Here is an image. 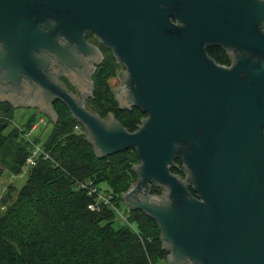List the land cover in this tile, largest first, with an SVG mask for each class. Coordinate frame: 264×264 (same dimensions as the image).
Listing matches in <instances>:
<instances>
[{
  "label": "water",
  "instance_id": "1",
  "mask_svg": "<svg viewBox=\"0 0 264 264\" xmlns=\"http://www.w3.org/2000/svg\"><path fill=\"white\" fill-rule=\"evenodd\" d=\"M85 30L123 65L128 85L110 84L121 109L147 114L137 131L90 113L58 81L69 67L82 91L86 61L69 47L91 51ZM0 84L10 91L0 100L32 97L52 122L51 102H63L98 158L137 151L138 185L122 199L157 222L168 264H264V0H0ZM178 158L185 178L170 172ZM149 184L163 197L145 195Z\"/></svg>",
  "mask_w": 264,
  "mask_h": 264
},
{
  "label": "trees",
  "instance_id": "2",
  "mask_svg": "<svg viewBox=\"0 0 264 264\" xmlns=\"http://www.w3.org/2000/svg\"><path fill=\"white\" fill-rule=\"evenodd\" d=\"M206 53L215 56L212 49ZM216 53L219 62H227L225 54ZM232 61L229 56V66ZM117 68L114 60L100 67L88 105L101 119L113 114L132 133L147 114L137 108L120 110L115 103L107 80ZM54 108L57 121L46 119L51 131L42 140V132L32 133L41 114L32 113L17 124L14 110L0 103V179L5 170L13 176L26 175L19 189L8 185L0 196V264H168L169 252L157 222L141 210L126 207L122 199L123 193L138 185L133 170L140 162L137 151L128 148L98 158L69 108L63 102ZM33 144L48 157L40 153L25 169ZM175 164L170 172L185 178L181 159ZM82 182L87 184L84 188L79 187ZM90 188L96 192L89 193ZM146 189L148 196L162 192L152 184ZM102 191L112 206L99 199ZM189 194L195 195L191 187ZM121 204L125 219L114 208Z\"/></svg>",
  "mask_w": 264,
  "mask_h": 264
},
{
  "label": "flooded vegetation",
  "instance_id": "3",
  "mask_svg": "<svg viewBox=\"0 0 264 264\" xmlns=\"http://www.w3.org/2000/svg\"><path fill=\"white\" fill-rule=\"evenodd\" d=\"M53 23V22H51ZM42 29V27H39ZM59 42L62 43H68L63 37H59L58 38ZM83 40L85 42L86 45L90 46L91 51L86 53L83 57L81 56V54H79L73 47H69L72 54L77 57V59H84L86 61L85 63V68H82L83 70V75H84V84L82 85V91L80 89L79 86L75 85L74 83L71 82V78L69 76L70 72H71V68L69 67H60L59 70V74L57 76L58 81L61 83V85L63 86V89L65 90L66 93L75 96L78 103L82 104L84 106V108L89 111L90 113H92L89 109V100L91 98H93L94 96V92H95V77L96 74L98 73V71L100 70V67L106 62V61H111L114 60L115 63L118 65V68L120 69L119 73H118V78L121 82V87H126L128 85V83H125L123 81V79L121 78V74L125 71L123 65L121 63H119L115 57V54L113 52V50L108 47L107 45H105L102 41L101 38L95 34L94 32L90 31V30H85L83 32ZM207 49H212L215 51V56L214 57H210L215 63H217L220 66L229 68V53L227 50H224L221 47L218 46H209L206 48ZM218 55H221V53L226 55V59L227 62H219L218 61V57H217V53ZM46 57L49 60H52V55L50 53H45ZM58 68V67H56ZM62 68V69H61ZM118 72V69H117ZM117 76V73L114 77H111L107 80L108 85L111 87L112 86L110 84V80L115 79V77ZM25 82L28 83L30 85V83L28 82V80L26 78H24ZM119 87V86H118ZM114 88L112 89V93L114 96V100L115 103H117L118 107H119V102L117 101V96H116V89L118 88ZM0 93L1 94H9L10 91L8 90L7 86L1 85L0 84ZM57 102H61L59 100H54L51 102V107L53 109V111L56 113L55 111V103ZM0 103L2 104H7L9 105L13 110H23V109H28V110H34L37 113L41 114L37 109V103H35L32 100V97H29V101H24V102H16V104H12L7 100H0ZM120 108V107H119ZM120 110H123L120 108ZM35 113V112H34ZM95 114V113H92ZM111 114V113H110ZM109 114V115H110ZM43 116V118L45 119H50L48 115L46 114H41ZM108 115V116H109ZM107 116V117H108ZM106 117V118H107ZM104 118V119H106ZM177 175H180L178 173H176ZM181 176V175H180ZM162 192L160 195H158L159 197H163V192L165 190V188H161Z\"/></svg>",
  "mask_w": 264,
  "mask_h": 264
},
{
  "label": "rangeland",
  "instance_id": "4",
  "mask_svg": "<svg viewBox=\"0 0 264 264\" xmlns=\"http://www.w3.org/2000/svg\"><path fill=\"white\" fill-rule=\"evenodd\" d=\"M117 69H118V72H117V76L115 78L119 77L118 73H119L120 69L119 68H117ZM34 112L37 113L34 110L32 111V110H28V109L14 110V114H15L14 122H17V124H20L27 116L31 115ZM41 119L43 120V123H40ZM35 127H36V125L33 126L32 129H34ZM50 131H51V125L47 124L46 119L41 117L39 119L38 124H37V128L32 133L35 134V133L42 132V140H45L46 137L48 136V134L50 133ZM25 179H26V175L24 172H23V174H21L19 176H13L5 170L2 178L0 179V196L5 192L8 185H13L19 189L23 185ZM101 187L104 189L106 186L102 185ZM100 194L104 195V196H109L106 193L104 194L103 191L100 192ZM114 208H115L117 214L120 215L123 219H125L124 214H125L126 208L124 207V205L121 204L120 208H117L116 206Z\"/></svg>",
  "mask_w": 264,
  "mask_h": 264
},
{
  "label": "built area",
  "instance_id": "5",
  "mask_svg": "<svg viewBox=\"0 0 264 264\" xmlns=\"http://www.w3.org/2000/svg\"><path fill=\"white\" fill-rule=\"evenodd\" d=\"M40 123H43V120H40ZM44 154V157L47 158L48 156L43 152L41 146L33 144L32 149H31V154L29 157L26 159V166L25 169L32 166L36 160V157L40 154ZM87 184L85 182H82L79 184V187L84 188ZM96 192L95 188H90L89 193H94ZM99 199L103 201L104 204L111 205V198L109 196H104L99 193Z\"/></svg>",
  "mask_w": 264,
  "mask_h": 264
}]
</instances>
